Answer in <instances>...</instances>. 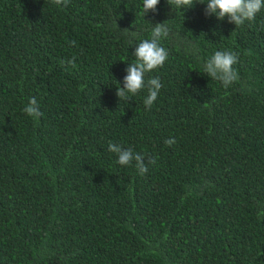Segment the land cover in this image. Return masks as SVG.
<instances>
[{
    "label": "trees",
    "instance_id": "trees-1",
    "mask_svg": "<svg viewBox=\"0 0 264 264\" xmlns=\"http://www.w3.org/2000/svg\"><path fill=\"white\" fill-rule=\"evenodd\" d=\"M142 8L0 0V264H264V9L237 27L206 0ZM164 22L169 57L145 75L157 100L121 101L136 44ZM216 51L239 56L227 89L203 73ZM109 141L156 163L141 175Z\"/></svg>",
    "mask_w": 264,
    "mask_h": 264
},
{
    "label": "clouds",
    "instance_id": "clouds-1",
    "mask_svg": "<svg viewBox=\"0 0 264 264\" xmlns=\"http://www.w3.org/2000/svg\"><path fill=\"white\" fill-rule=\"evenodd\" d=\"M57 5L63 4L67 6L69 0H53ZM167 2L175 10H184L191 8L195 0H167ZM205 3V0H200ZM160 0H143L142 11L146 15L149 11L156 12ZM208 15L215 14L218 19L228 18L230 23H234L237 27L242 26L246 21H254L256 15L264 9V0H206ZM133 39L136 37L135 31L128 29L123 30ZM170 28L166 22L157 23L151 30V38L141 40L137 43L134 56L135 61L126 68V75L123 80V86L118 87L117 96L122 101H129L141 90L147 88L148 95L144 99V105L150 109L157 100L163 85L159 77H150L145 80V75L153 70L163 67L169 57V52L161 45V40L170 36ZM71 45H75V41H70ZM239 62V56L235 52L216 51L203 65V73L207 74L212 80H219L227 89L232 84L240 80L239 72L234 65ZM71 67L76 66V57L67 61H61ZM119 83V82H118ZM23 111L30 117L40 118L43 113L40 111L38 101L35 97L29 99L28 104ZM174 138L165 140V144L172 146L175 144ZM108 150L115 153L118 157L117 163L122 166L131 165L135 161V167L141 175L147 173L148 165L155 164L154 158L146 159L142 154L135 153L131 148L125 149L122 145L108 142ZM147 160V163H145Z\"/></svg>",
    "mask_w": 264,
    "mask_h": 264
}]
</instances>
